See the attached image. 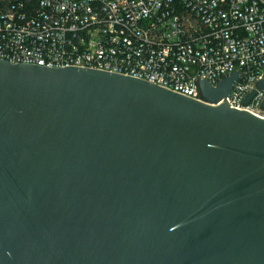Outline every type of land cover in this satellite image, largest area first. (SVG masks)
Masks as SVG:
<instances>
[{"label": "water", "instance_id": "obj_1", "mask_svg": "<svg viewBox=\"0 0 264 264\" xmlns=\"http://www.w3.org/2000/svg\"><path fill=\"white\" fill-rule=\"evenodd\" d=\"M237 77L199 99L0 58V264H264V115L227 104Z\"/></svg>", "mask_w": 264, "mask_h": 264}, {"label": "built area", "instance_id": "obj_2", "mask_svg": "<svg viewBox=\"0 0 264 264\" xmlns=\"http://www.w3.org/2000/svg\"><path fill=\"white\" fill-rule=\"evenodd\" d=\"M2 57L123 73L199 99V77L216 84L237 70L225 101L264 115V0H0Z\"/></svg>", "mask_w": 264, "mask_h": 264}]
</instances>
